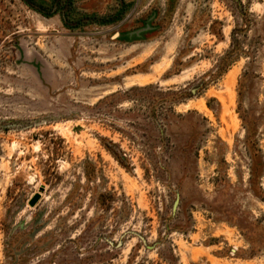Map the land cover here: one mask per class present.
Segmentation results:
<instances>
[{
  "label": "rangeland",
  "instance_id": "rangeland-1",
  "mask_svg": "<svg viewBox=\"0 0 264 264\" xmlns=\"http://www.w3.org/2000/svg\"><path fill=\"white\" fill-rule=\"evenodd\" d=\"M0 264H264V0H0Z\"/></svg>",
  "mask_w": 264,
  "mask_h": 264
}]
</instances>
